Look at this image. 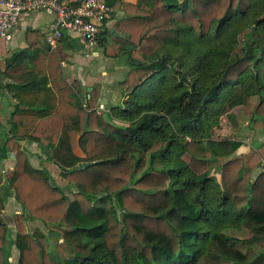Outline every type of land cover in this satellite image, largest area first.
Listing matches in <instances>:
<instances>
[{
	"label": "trees",
	"instance_id": "trees-1",
	"mask_svg": "<svg viewBox=\"0 0 264 264\" xmlns=\"http://www.w3.org/2000/svg\"><path fill=\"white\" fill-rule=\"evenodd\" d=\"M106 1L124 13L111 35L130 67L122 107L98 113L99 85L85 99L59 87L54 52L28 61L39 30L0 68V90L16 102L9 130L0 115V264L13 246L19 264H264V142L247 161L227 160L244 144L214 138L239 107L264 126V0ZM23 140L48 142L66 188ZM10 155L15 238L1 185ZM32 221L57 238L56 263L44 233L27 232ZM241 230L252 238L227 234Z\"/></svg>",
	"mask_w": 264,
	"mask_h": 264
},
{
	"label": "crops",
	"instance_id": "crops-1",
	"mask_svg": "<svg viewBox=\"0 0 264 264\" xmlns=\"http://www.w3.org/2000/svg\"><path fill=\"white\" fill-rule=\"evenodd\" d=\"M123 1L133 5L139 2V0ZM123 16L124 13L120 11L116 13L117 18L112 21H116L117 24L118 19ZM55 20L56 16L49 12L31 13L24 16L11 43L0 39L1 70L4 71L6 69V57L14 50L28 49V45L24 39L27 29L39 30L45 35L49 26ZM116 24L111 30L107 27L110 33H105L102 36L99 47L94 49L92 54L84 49L77 37L66 35L57 43L56 47L46 43L45 38L42 39L36 48L28 49V61H32L38 55L49 56L54 52L62 70V76L56 80V84L59 87H74L77 89L79 97L85 99L90 98L94 87L99 85L101 86L100 104L105 105L108 112L115 107H122L123 93L125 91L122 82L126 79L130 67L127 58L119 56L120 45L111 37V35L116 36V34H118L116 37L121 36L116 30ZM112 30L113 32H111ZM9 82V80H5L4 85ZM48 85L52 86L50 79ZM15 104V100L7 91L0 90V115L2 116L5 130H9L10 128L9 120L14 111ZM22 145L31 153L32 164L35 167L43 166L42 162H45L44 154L46 155V151L48 150V142L43 141L42 144H36L23 140ZM36 160H39L38 164H36ZM5 184L4 179L1 185L6 190Z\"/></svg>",
	"mask_w": 264,
	"mask_h": 264
},
{
	"label": "built area",
	"instance_id": "built-area-1",
	"mask_svg": "<svg viewBox=\"0 0 264 264\" xmlns=\"http://www.w3.org/2000/svg\"><path fill=\"white\" fill-rule=\"evenodd\" d=\"M39 12L56 16L45 34L46 43L56 47L66 35L75 36L90 54L116 13L106 0H0V39L11 43L23 17ZM97 110L108 112L103 104Z\"/></svg>",
	"mask_w": 264,
	"mask_h": 264
},
{
	"label": "rangeland",
	"instance_id": "rangeland-1",
	"mask_svg": "<svg viewBox=\"0 0 264 264\" xmlns=\"http://www.w3.org/2000/svg\"><path fill=\"white\" fill-rule=\"evenodd\" d=\"M125 100V94L123 93V102ZM216 140H228V141H240L244 145L235 153H232L227 160L235 159V158H242L247 161L251 155L256 151L258 145L264 142V126L263 123L258 122L251 118V116L244 110L243 107L236 108L234 110V117L230 119L229 117H223L221 126L216 129L215 137ZM79 154L82 152L79 150ZM82 155V154H81ZM187 161L189 158H185ZM225 160V161H227ZM44 161L42 162L41 167L47 169L50 174L51 180L53 184L58 185L62 188H66L67 182L61 176V171L59 167L54 164L53 162L47 160L46 155L44 154ZM41 162V161H40ZM39 163V160H36V164ZM15 164V156L12 155L11 159L5 161L4 165L5 168L1 174V184L5 179V175L3 172L7 171L8 169L13 168ZM159 166L160 164L157 163ZM212 176L216 179L220 180L218 165L217 161L212 162ZM264 166V165H263ZM4 194L6 195L7 202L5 204V219L11 229V236L15 238L16 236V225L14 222V216L16 213L21 212V207L16 201L14 195L6 194L5 188L3 189ZM67 195L73 198V195L70 191H66ZM27 232L32 235L36 230H40L46 236V247L49 252L50 258L53 263H56V255L58 251L56 249L57 238L50 234L44 225L39 221H32L26 223ZM228 235L233 237H238L241 239H250L252 238V234L247 230L241 231H228ZM20 254L18 250L13 246L11 251V257L9 259L8 264H19Z\"/></svg>",
	"mask_w": 264,
	"mask_h": 264
},
{
	"label": "water",
	"instance_id": "water-1",
	"mask_svg": "<svg viewBox=\"0 0 264 264\" xmlns=\"http://www.w3.org/2000/svg\"><path fill=\"white\" fill-rule=\"evenodd\" d=\"M116 24V21H111V22H109L108 24H107V27L111 30V28L114 26ZM111 32H113V30L111 31ZM116 36H118V34H116ZM10 156H12V155H10ZM87 167V165H81V166H79L78 168H76V169H74V170H79V169H83V168H86ZM4 168H5V166L4 165H1V170L3 171L4 170ZM74 170H71V171H74ZM38 243V245L41 247V249H43V245H42V243L40 242V241H38L37 242Z\"/></svg>",
	"mask_w": 264,
	"mask_h": 264
}]
</instances>
